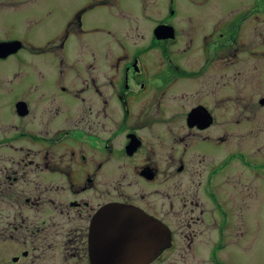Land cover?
I'll list each match as a JSON object with an SVG mask.
<instances>
[{
	"label": "flooded vegetation",
	"instance_id": "af4514ba",
	"mask_svg": "<svg viewBox=\"0 0 264 264\" xmlns=\"http://www.w3.org/2000/svg\"><path fill=\"white\" fill-rule=\"evenodd\" d=\"M253 73L264 0H0V264H246Z\"/></svg>",
	"mask_w": 264,
	"mask_h": 264
},
{
	"label": "rangeland",
	"instance_id": "374dc122",
	"mask_svg": "<svg viewBox=\"0 0 264 264\" xmlns=\"http://www.w3.org/2000/svg\"><path fill=\"white\" fill-rule=\"evenodd\" d=\"M216 4L230 5L234 0H211ZM224 14V13H223ZM253 84L258 86V89L254 91V99H260V96L264 95V75L253 73ZM257 194V193H255ZM259 195V194H257ZM254 216L250 225H252L254 232L253 238V252L249 254L246 264H261L264 260V198L254 203ZM251 219V218H250ZM263 226V229L257 231V227Z\"/></svg>",
	"mask_w": 264,
	"mask_h": 264
},
{
	"label": "water",
	"instance_id": "95a60500",
	"mask_svg": "<svg viewBox=\"0 0 264 264\" xmlns=\"http://www.w3.org/2000/svg\"><path fill=\"white\" fill-rule=\"evenodd\" d=\"M262 101L264 102V98L262 99ZM105 211H106V212L108 211V212L110 213V216H111L112 218H117V217L119 216V214H120V213H118V212H127V213L130 212V211H128V210H123V209H122V210H119V209H115V208H113L112 206L107 207ZM133 215H134V214H133ZM118 219H119V220H123V219H126V217H125V216H121V217H119ZM99 220H100V217L97 218L96 223H97ZM154 225H156V224L154 223ZM112 227L119 228V227H120V224H119V225H114V226H112ZM152 227H153V228L157 227L159 230H160L161 228H163L162 224H160V223H158L157 226H152ZM113 232H114V231H108L109 235H110L111 233H113ZM116 232H117V234H118L120 237L122 236L123 231H116ZM152 232L158 234L159 236H161L162 233H164L165 231H152ZM93 233H95V235H97V234H99L100 232H99V231H93ZM127 242H128V241H127Z\"/></svg>",
	"mask_w": 264,
	"mask_h": 264
}]
</instances>
